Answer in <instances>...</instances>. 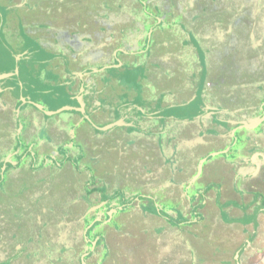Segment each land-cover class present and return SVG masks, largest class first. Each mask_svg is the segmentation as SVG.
<instances>
[{"label": "rangeland", "instance_id": "374dc122", "mask_svg": "<svg viewBox=\"0 0 264 264\" xmlns=\"http://www.w3.org/2000/svg\"><path fill=\"white\" fill-rule=\"evenodd\" d=\"M0 2L2 4L8 3L7 0H0ZM49 2V0H46L47 5ZM223 2L224 0H217V5H215L214 0H203L200 4L198 0H96V3L101 8L111 9L109 10V14L113 13L111 16L118 14L120 21L115 22L120 23L119 31L117 33L113 31L115 28L114 21L108 18L109 20L105 19V21L99 22L103 23V25L91 24L90 27H86L87 29H84V27L79 29L72 22L68 25L72 31L67 35L61 31H56L50 35L45 29L35 33L36 28L27 27L25 29L26 27L18 26L12 19L13 13L11 14L13 9L17 7H10V2L6 10L0 4V11L4 17V19H2L3 17L0 18V40L4 47L14 43H16L17 47L20 44L19 49L14 47L13 54L15 55L16 49L20 52L25 51L30 57V61H37L36 64H33L35 66L28 64V68L21 70L23 73L40 72L44 67L52 65V62L57 60L58 56H71L72 54L75 56L72 57L77 59L76 64H73V68L78 70L77 68H81L82 65L80 55H78L80 53L86 55V59L89 60L90 63L84 65V67H90L89 71L94 68L97 71L102 70L98 74H105V77L101 79L102 83L100 84L102 86L106 83L109 86H106L105 92L97 88L100 92L105 93L104 98H101L99 103L101 102L110 107L94 109L92 110L93 112H90V115L93 116L85 114L87 117L84 120L88 124H91L93 119L99 118L101 120L100 125L95 122V126L97 125L99 128L97 135L99 142L105 145H112L106 146L107 148L113 149L117 147L116 150L104 149L106 156L112 155L113 152L119 149L125 151V145H127L130 138L136 140L138 146L143 145V147H146L145 144L151 142L150 145L147 144L149 148L155 145L157 148L160 147L162 149L160 132H163L164 136L170 140L168 141L178 149V161L183 159L187 165L188 163H197L200 160H205L202 165H208V168L216 170L213 159H208L209 154L224 151L221 153L223 156H230L232 153L244 156L246 155L244 153L251 152V143L249 144L248 142L251 135L248 136L246 131L238 130L234 131L231 136L228 137L227 135L222 138L220 136L221 133L225 131L227 134L231 129L229 130V128L219 124L216 125L214 120L227 117L223 116V113H217L216 116L211 111L217 109V107H245L249 113H254L257 116L259 114L257 110L264 100V34L260 32L254 30L250 32L252 35L255 34V39H253L255 43L252 40L248 43L249 58H243L240 61L242 68L238 67L236 69L238 75L246 76L244 78L245 85L242 83L235 90H231L228 86L233 81L229 79L231 68L229 63L227 64L230 60L229 56H232L231 50L233 47L228 45L225 39L227 37L225 36L230 32L225 26L216 27L212 21L213 13L219 8L220 10L223 9L221 5ZM248 7H252L256 11L261 10L257 4L249 3ZM151 28L154 29V32L152 38H148L149 29ZM232 32L236 33L237 31L233 30ZM151 33L152 31H150ZM165 33L168 34V37ZM43 34L47 35L48 39L46 40H50L54 46L49 53L41 52V55L35 57L33 56V50L36 51L34 39L37 38V35L43 36ZM116 36L118 40L115 39ZM24 38L28 39V45L25 50L22 48ZM261 41L263 45L255 48L254 44H262ZM164 42L169 44L167 51L161 46ZM57 47L59 48L58 50ZM236 47L240 51L237 53V57H239L240 53L242 55V48L240 45ZM244 48L246 49V47ZM119 49L121 50L119 53H122L120 56L117 55ZM10 50L13 51L12 49ZM141 50L143 52L140 53ZM250 50H253V52ZM113 55L116 57L114 60ZM234 55L236 56V52H234ZM144 56L147 59L150 56L155 57L156 67L158 66V68H161L163 62L166 61L167 73L164 76L169 82L166 83L167 86L163 85L164 92L160 97V102L164 95H166L165 99L168 100V104L174 105L175 101H178V104L183 103V101L186 102V99L191 98L192 93L187 92L183 84L188 82L190 78L193 79L191 77L192 74L196 75L195 81L199 83L197 86L198 88L200 87V91L196 93L197 98L194 106H190L189 102L184 107H178V104L175 103L176 107L167 109L168 123L162 122L161 119L151 114L154 107L152 105L153 102L146 99L147 96L149 97L147 93L149 88L147 89L145 84L149 82L152 84L155 77L151 75L152 73H146L148 64H145ZM127 58H129V61ZM141 60L144 63H138ZM183 61L186 62L184 63ZM119 62L123 63L119 65ZM253 65L255 66L253 67ZM251 71H253V74L256 73L254 74V79H251ZM167 74L168 77H166ZM10 75L12 76V73ZM226 75L227 78L225 77ZM220 77H223L224 80L220 81ZM215 78H218L219 81L214 82ZM113 80L121 81L122 86L118 87L115 84L114 86L112 84ZM81 86L84 85L81 84ZM91 86L95 87L92 84ZM214 86L217 88L216 95L214 93L215 89L212 88ZM222 86L223 88H228V90L223 89L221 91ZM84 89L86 90L85 87ZM95 91L97 90H92L91 94L85 95L88 97V101L92 99L91 104L86 101L87 99L83 100V103L86 104L87 102L89 107L98 102ZM158 93L160 91H155V98L159 97ZM131 99L132 101L130 102L129 100ZM134 101H136V104ZM138 105L140 106V112L135 110ZM188 107L191 108L189 111L187 110ZM137 113L142 115L141 119ZM182 118L190 120L191 126L184 129L182 134H178L180 142L175 143L173 141L177 131L175 129L179 126L180 121L183 120ZM139 119H146L157 125L152 127L148 123L146 129L152 134L149 139L143 138L141 135H139L141 138H135L134 135H131L134 130L140 133L144 132L143 127H136L142 124L139 123ZM250 119L252 120V117ZM193 121L197 124L200 123L198 140H193L192 131L194 129L192 127L195 125ZM58 123L60 122L58 121ZM164 124L167 126H164ZM90 127L87 128L90 132L92 129H96V127L92 129ZM101 128L103 129L101 130ZM153 129L158 133L156 136L154 131H152ZM260 129L262 130V127ZM211 130L216 133V138L213 140V146L215 147H213V151L205 152L203 150L204 146L200 141H206L212 137H209V135H212ZM100 132L104 133L102 134L104 137L100 135ZM92 135L96 138L95 133H92ZM115 143L119 146H115ZM1 152L2 149L0 148V154ZM219 153L218 156L220 157L221 154ZM111 160L113 159L108 158L101 161L107 167ZM77 162L78 168H74V166L72 168L69 165L70 163L61 165V168L53 178L34 180L32 177L25 176L21 179L23 182L14 183V181L5 176L1 180L0 186H3V188L0 187V264H156L157 259L150 251V243L147 244L148 241L144 240L145 237L139 235L146 226L151 229L146 232L150 233L153 232L152 230L160 229L156 231L155 241L159 247H162L159 249L163 250L165 257L168 255V264H176V257L179 260L177 261L179 262L178 264H192L195 261L196 255L193 252L188 257L192 258L190 263L187 262L188 258L184 262L182 261L183 256H173L171 254L175 248L177 249L179 236L185 239L186 236L190 238L189 235L192 234V226L189 222L193 221V216H196V214L192 216L193 208H185L190 212L185 215L180 212L183 211V208H164L162 207L164 205V201H162L164 198L161 197L162 193H152L155 197L154 200H156V208L168 218L161 217L164 222L159 221L162 225H157L153 229L150 218L147 215L153 213L152 207L155 208V203L147 201L145 195L149 193L133 189L135 187L131 185L132 175L129 176V181L126 184L123 180L128 178V174L120 173L117 175L115 173L109 177L107 175L103 176V166L100 163L99 167H97L99 171L88 168L87 172H93L92 175L95 179L92 181L94 185L99 183L97 181H100V175L105 179V182L108 181L109 188L104 189L102 194L104 198L108 199L107 203L111 206L109 208L102 207L88 214L82 223L76 222V216L83 213L86 209L83 203L80 206L75 205L80 203L79 197L84 195V192H81V190L78 192L74 188H80L79 170L81 168L85 170L82 166V159ZM159 163L160 160L157 161V164ZM86 164H84L85 167ZM89 165H92V163ZM125 171L131 172L127 171V169ZM75 174L78 177L77 184H74L77 179V177H74ZM81 180L83 181L84 177ZM7 184L11 187L10 191H7ZM141 186H144L143 183ZM14 187L16 189L24 187V190L16 192ZM28 188H34V192L33 190L27 191ZM123 188L125 191H122ZM140 189L143 190L144 187H140ZM29 200H35V202L32 203ZM94 201L97 202L99 200L94 198ZM202 216L201 214V217L197 219L202 220ZM136 217L138 218L137 221ZM256 219H258L257 209L253 214L255 223H257ZM250 226L254 225L249 224ZM260 229L263 228L260 227ZM257 231L256 228L254 230L250 228L249 236L252 233L255 235ZM243 233L246 234V231L241 234L243 235ZM127 234L131 235L128 239L123 237V235ZM131 237H135V241H133L134 249L128 246L129 241L132 240L130 239ZM255 238L256 236H253L252 239L250 238L253 244L252 247L254 246L255 248V250L251 249V251L256 254L258 249L260 252L258 255H254V258L248 259V255H244L246 247L238 248V255L235 257L236 250L231 247L233 240L229 238L227 240L221 239L222 243L219 248L224 247L225 249L215 255L213 253L215 251V243H212L214 238L212 237L211 239V236L207 237L206 235L200 236L198 240L199 251L205 253V255H202V258L199 257L198 260L201 263L197 262L196 264H235L236 262L238 264H258L260 259L262 260L261 255H264V245H257ZM241 243L242 241H234V245H240ZM187 247L194 249L190 239L187 241ZM206 247L211 248L210 251L206 250ZM129 248L133 249L132 257L129 255ZM217 249L218 245L216 246ZM181 254H183V251H181ZM125 257L131 258L129 263L125 262ZM165 264L167 263L165 262Z\"/></svg>", "mask_w": 264, "mask_h": 264}, {"label": "crops", "instance_id": "0c3cea01", "mask_svg": "<svg viewBox=\"0 0 264 264\" xmlns=\"http://www.w3.org/2000/svg\"><path fill=\"white\" fill-rule=\"evenodd\" d=\"M49 1L47 5L46 0H7L8 3L11 2L9 4L10 7H17L11 12V14L13 13V21L16 22L18 26L26 27L25 29H27V27L36 28L37 30L34 31L35 33L44 31L45 29L50 35L56 31H61L67 35L72 31L68 27L72 22H74L75 26L79 29L81 27L87 29L91 24L103 25V23L99 22H103L108 18L114 21L115 28L113 31L115 33L119 31L120 23L118 22L120 19H118V14H115L116 16H111L113 15V13L109 14V10L111 9L106 10L105 8H101V6L96 3V0ZM8 3L2 4V2H0V4L5 7V10L8 9ZM2 17L3 14L0 11V18ZM113 18L116 20H113ZM2 19H4V17ZM165 35L168 37L167 33H165ZM36 37L34 42H36L37 45L34 43L36 51L33 50V56L36 57L37 55H41V52L49 53L54 45L50 40H46L48 39L47 35H37ZM115 39L118 40V37L116 36ZM27 42L28 39L24 38L22 43V48L24 50L27 48ZM161 46L167 51L169 44L168 42H164ZM14 47H18L17 49H19L20 44L17 47L16 43L4 47L0 40V148L2 149L0 154V168L1 172L4 170V172H8L7 175L6 172L3 178H0V182L5 176L10 178L11 181H14V183H18L19 181L23 182L21 179L25 176L32 177L34 180L53 178L61 168V165H68L70 163L69 165H71L72 168L73 166L74 168H78L79 165L77 161L82 159V166L85 170H82V168L79 170L80 188L74 187L76 191L80 192L81 190V192H84V195L81 196L82 198L79 197L80 203L75 204L80 206L83 203V205L86 206L83 213L76 216V222L82 223L88 214L102 207L109 208L111 206L107 203L108 199H106V197L104 198L102 194L104 189L109 188L107 184L108 181L105 182V179L100 175V181H97L99 183L94 185L93 181L95 178L92 175L93 172H87L88 168L99 171L97 167H99L100 163V165L103 166V176L107 175L109 177L115 173L117 175L120 173L128 174V178L123 180L126 184L129 181V176L132 175L131 185L135 187L133 189L136 191L141 190L148 192L149 194L145 196L150 203L154 204L156 201L152 193L160 192L162 193L161 197L164 198L162 200L164 201V205L162 206L164 208H183V211L180 212L184 215L188 212L185 208H193L192 216L194 214H196V216H193V221L189 222L192 226V234L189 235L190 238L186 236L185 239L179 236L181 239L178 238L179 243L177 249L175 248V250L171 252L173 256H183L182 261L185 262L193 252L196 255V259L192 264H196L197 262L201 263L198 258H202V255H205V253L199 251L198 240L199 237L203 235L207 237L211 236V239L212 237L214 238L212 243H215V251L213 252L215 255H217V252L219 253L222 249H225L224 247L221 249L219 248L222 243L221 239L227 240L228 238L233 240L231 247L236 250L235 257H237V249L240 247H246L244 255H248V259H252L254 255L259 254L260 251L258 249L256 250V254L251 251V249L255 250V248L254 246L252 247L253 244L250 238L252 239L253 236H256L255 240L257 241V245H264V118L258 121L262 116L261 107L257 110V112L259 111L257 116H255L254 113H249L248 109L245 107H217V109L211 111L215 113L216 116L217 113H223V116L227 117L214 120L216 125L219 124L220 126L229 128V130L231 129L227 134L223 131L220 135L222 138L227 135L229 137L234 131L238 130L246 131L248 136L251 135L249 137L250 140H248L249 144L251 143V152L244 153L246 154L244 156L236 153H232L230 156H223L221 153L224 151H221V153L209 154L208 159H213L217 171L208 168V165H202L205 160H200L197 163H188L187 165L184 163L183 159H181L183 163L178 161V149L169 142L170 140L164 136L163 132H160L162 149L152 145L151 150V148L148 147L151 142L147 143L148 145L145 144L146 147H143V145L138 146L136 140L130 138L128 143L126 142L125 151L119 149L113 152L112 155L106 156V154H104V149L110 150L112 148H107L106 146L112 145H105L99 142L97 137L99 128L97 125L101 124V120L99 118L93 119L91 124H88L87 121L84 120L87 117L86 115H90V112H93L92 110L101 109V107H110L101 102L99 103V100L104 98L105 93L100 92L97 88L105 92L106 86H109L108 84L106 85V83L102 86L100 84L102 83L101 79L105 77V74H98L102 70L97 71V69L94 68L92 71H89L90 67H84V65L90 62L86 59V55L80 53L78 55H80L82 65L81 68H77L78 70L73 68V64H76L77 59H74L73 57L75 56L72 54L71 56L68 55L69 57L66 55L58 56V59L54 60L52 65L44 67L40 72L36 71L31 74L29 72L23 73L21 70L28 68V64H36L37 61H30V57L25 51H21V53L16 49L14 55ZM58 49L57 47V50ZM53 51L56 52L54 49ZM120 51L119 49L117 52L118 56L122 55V53H119ZM114 59H116V57L113 55V60ZM143 59L146 60L145 64H148L149 67H146V69H148L146 73H152L151 75L155 77L152 84L150 82L145 84L147 89L149 88L147 90L149 97L147 96L146 99L153 102L152 105L154 110L151 111V114L161 119L162 122L168 123L167 109L169 107H176L177 105H175V103L178 104V101H175L174 105L168 104V100L165 99L166 95H164L161 102L159 101L164 92L163 85L166 86V83L169 82L164 76L166 75L165 73H167L166 61L163 62L161 68H158V66L156 67L155 57L150 56L149 59H147L146 56H144ZM127 60L129 61V58H127ZM183 62L185 63L186 61ZM121 63L123 62H119L118 64L120 65ZM138 63L141 64L144 62L141 60ZM156 69L161 70L162 73L159 75L153 74V71ZM10 73H12V76ZM17 74H19V77ZM221 79L222 77H220L219 80L221 81ZM219 80L215 78L214 82H218ZM81 84L84 86H81ZM91 84L95 85V87H92ZM112 84L118 87L122 86L121 81L113 80ZM212 88L215 89L214 93L216 95L217 88L215 86ZM95 89L97 90L95 92L98 102L89 107L92 99L88 101V97L85 95L91 94L92 90ZM223 89L228 90V88H223L222 86L221 91ZM155 91H160V93H158V98H155ZM83 100L90 103L88 105L87 102L84 104ZM129 101L131 102L132 99ZM134 102L136 104V101ZM178 107L184 106L180 103ZM190 109L191 108L188 107L187 110L189 111ZM135 110L136 112H140V106L138 105ZM137 114L141 119L142 115L139 113ZM250 117H252V120ZM140 119L139 123L142 124L136 127H143L144 132L141 131L142 133H140L134 130L131 132V135H134L135 138L141 135L143 138L149 139L152 134L146 129L148 123L152 127L157 125L149 120ZM182 119L179 126L175 129L177 130L175 133L177 136L178 134H182L184 129L187 127L190 128L191 126L190 120ZM58 121L60 123H58ZM95 122L97 124L96 126ZM193 123L195 125L192 127L194 129H192V136L194 139L198 140L200 135V123L197 124L195 121H193ZM246 125H248V127H245ZM89 126H91V129L93 127H96V129H92L90 132L87 130ZM165 126L167 125L165 124ZM261 127L262 130L260 129ZM207 128L209 127L207 126ZM102 129L103 128H101V130ZM59 130H61V132H59ZM207 130L209 131V129ZM152 131H154V129ZM211 132L212 135H209V137H212L208 138L206 141H200L204 146L203 150L205 152L213 151L212 149L215 147L213 146V140L216 138V133L212 130ZM92 133H95L96 138L93 137ZM102 134L104 133L100 132V135L104 137ZM154 134L155 136L158 134L156 130ZM115 144V146H119L117 143ZM116 149L117 147L112 150ZM14 150L15 154L13 155L11 152ZM25 152H29L28 154L33 155L32 157L36 159L32 163L33 167H31V164V169H29L28 165H26V167L25 162L23 163L20 160L22 153ZM218 153L221 154L220 157ZM44 157L47 160H44ZM49 157H51L52 161H50ZM108 158H112L113 160H111V163L106 167L105 163H102L101 160L103 159L104 161ZM89 160V164L92 163V165L88 164ZM158 160H160L159 164H157ZM11 163H14V168L11 167ZM84 164H86V167ZM17 167L19 169H17ZM126 169L131 172H126ZM140 176H142V178H140ZM74 177H77V175L75 174ZM83 177L84 180L82 181L81 178ZM77 182L78 177L74 184H77ZM142 183L144 186H141ZM0 187L3 188V186ZM6 187H8L7 191H10L11 187L8 184ZM16 187H14L16 192L24 190V187L17 189ZM140 187H144V189L142 190ZM29 190H33L34 192V188H28L27 191ZM122 191H125V189L123 188ZM94 198L99 201L95 202ZM29 201H32V203L35 202V200ZM256 209L258 219L255 221H257V223L253 220V214ZM152 212L153 213H149L147 216L150 218L152 228L154 229L157 225H162L160 222H164L161 217L165 219L167 217L162 211L156 208V203L155 208L152 207ZM201 214L203 215L202 220L197 219L201 217ZM137 219L136 217V221ZM249 224L254 226L249 227ZM260 227L263 229H260ZM250 228L252 230H254V228L258 230L255 232V235L252 233L249 236ZM149 230L151 229L146 226L139 235L145 237L144 240L148 241L147 244L150 243V251L157 259L156 264H161L162 262L163 264H165V262L168 264V255L165 257L163 250L159 249L162 247H159L158 243L155 241L156 231L160 229L152 230V233L146 232ZM243 231H246V234L243 233L244 236L241 234ZM130 236L128 234L123 235V237H127V239ZM136 236L138 237V235ZM134 238H130L132 240L129 241V247H134ZM188 239L192 241L194 246L193 250L187 247ZM234 241H242V243L240 245H234ZM217 245L218 249L216 250ZM133 249H127L130 257H132L131 253ZM210 249L211 248L206 247V250L210 251ZM181 251H183V254H181ZM261 256L262 260L260 259V263L258 264H264V255ZM130 257H125L126 263H129V260H131ZM111 261L115 262L114 260ZM177 261L179 260L176 257V264L179 263ZM187 262H192V258H188ZM213 262L216 263L214 260ZM235 264L238 263L236 262Z\"/></svg>", "mask_w": 264, "mask_h": 264}, {"label": "flooded vegetation", "instance_id": "af4514ba", "mask_svg": "<svg viewBox=\"0 0 264 264\" xmlns=\"http://www.w3.org/2000/svg\"><path fill=\"white\" fill-rule=\"evenodd\" d=\"M203 0H198V3L200 4V2H202ZM225 2V4H224ZM223 4L221 3L223 9L220 10V8L213 13V18L212 21L214 22V25H216V27H222L225 26L228 28L229 32L225 37L227 40V43L230 47H233L231 52H232V56L230 57V60L227 62V64L229 63L230 68H231V73H230V78L231 80H233L231 83L228 84L229 88L232 89H237V86L245 85L244 83V77L242 74L238 75V71L236 69L242 68V65H240V61L243 58L248 57V43L252 42L255 43V41H253V39H255V34H251L250 32L252 30L260 32L262 34H264V0H224ZM249 3L253 4V5H258L260 6L261 10H253L252 7H248ZM214 4L217 5V0H214ZM251 9V10H250ZM250 13V14H249ZM237 31L232 32V31ZM150 31H152V33L150 34ZM154 32V29L151 28L149 29V36L148 38H152V34ZM239 33V34H238ZM241 41V43H240ZM262 42V41H261ZM240 43V44H239ZM237 45H240L242 48V55L240 53L239 57H237V53H239L240 51L237 50ZM263 45L261 43H256L254 44L255 48H259ZM246 47V49L244 48ZM245 51V52H244ZM251 52H253V50H250ZM143 52L142 50L140 51V53ZM234 52H236V56L234 55ZM257 53V52H255ZM244 56V57H243ZM249 58V57H248ZM255 65H253L254 67ZM195 69V68H194ZM253 71H251L250 73L251 75V79H254L256 73H252ZM160 73H162V71L156 69L155 71H153V74H157L159 75ZM260 75V73H258ZM19 74H17L18 76ZM195 78H194V76ZM19 77V76H18ZM168 77V74L167 76ZM192 78H190L188 80V82H185L183 84L185 90L187 92H191L192 96L189 99H186V102H183L182 105H188L190 102V106H194V102L197 98L196 93L198 91H200V87L198 88L197 85H199L198 82H196V75L192 74L191 75ZM227 78V75L225 76ZM224 80V78L222 77L221 81ZM167 86V85H166ZM236 93V92H234ZM264 102V100L261 102L259 107H262V103ZM262 114V111H261ZM165 126V124H164ZM174 142L175 143H179L180 142V138L176 135L174 136ZM195 140V139H193ZM11 153H13V155L15 154V150L12 151ZM29 153V152H28ZM28 153H22V157H21V161L24 163L25 162V166L28 165L29 169H31V167H33V162L36 160L35 157H32L33 155L28 154ZM28 155V156H27ZM30 155V156H29ZM28 157V158H27ZM45 158V157H44ZM28 159V160H27ZM50 161H52L51 157H49ZM44 160H47L46 158ZM32 164V166H31ZM12 168H14V163L10 164ZM31 166V167H30ZM27 167V166H26ZM17 169H19L17 167ZM5 171V170H4ZM1 172V168H0V178H3V176L5 175V173L7 172Z\"/></svg>", "mask_w": 264, "mask_h": 264}, {"label": "water", "instance_id": "95a60500", "mask_svg": "<svg viewBox=\"0 0 264 264\" xmlns=\"http://www.w3.org/2000/svg\"><path fill=\"white\" fill-rule=\"evenodd\" d=\"M261 109H262V116H261V118H260L258 121H260L261 119L264 118V102L262 103V107H261ZM245 127H248V125H246ZM249 127H250V126H249ZM82 264H84V263H82Z\"/></svg>", "mask_w": 264, "mask_h": 264}]
</instances>
